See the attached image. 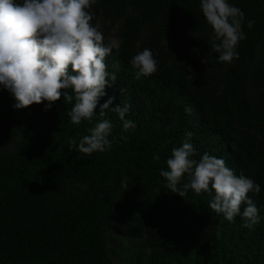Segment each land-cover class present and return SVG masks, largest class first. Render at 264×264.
<instances>
[{
	"label": "trees",
	"instance_id": "trees-1",
	"mask_svg": "<svg viewBox=\"0 0 264 264\" xmlns=\"http://www.w3.org/2000/svg\"><path fill=\"white\" fill-rule=\"evenodd\" d=\"M229 2L243 11L246 35L231 63L212 51L200 0L92 6V23L122 42L106 57L116 81L100 103L130 105L125 119L136 125L125 132L110 106L107 151L77 150L101 119L99 106L76 125L63 97L49 110L47 102L15 109L0 86V264H264V0ZM145 48L158 71L137 79L130 61ZM188 132L193 158H222L260 185L248 194L258 224L243 227L246 205L229 222L209 194L181 197L166 187L160 171Z\"/></svg>",
	"mask_w": 264,
	"mask_h": 264
},
{
	"label": "clouds",
	"instance_id": "clouds-1",
	"mask_svg": "<svg viewBox=\"0 0 264 264\" xmlns=\"http://www.w3.org/2000/svg\"><path fill=\"white\" fill-rule=\"evenodd\" d=\"M96 3L97 0H0V86L14 97L15 109L47 102L45 110H49L63 97L72 104L68 115L76 125L91 121L99 106L101 119L88 129L89 134L79 140L78 146L75 140L69 142L86 155L111 148L108 137L113 124L104 118L110 106L125 132L136 127L133 121L125 119L130 105L113 106L114 97L100 103L105 89L116 81L115 73L107 70L106 57L113 49L118 50L122 42H106L100 23H92L94 15L90 9ZM200 9L212 30L211 48L218 53L219 62L238 59L237 46L246 39L243 11L229 0H200ZM253 25L254 21H248L249 29ZM130 63L137 79L158 71V61L148 48L133 55ZM113 67L118 69L116 64ZM185 111L191 114L192 109ZM191 136V132L186 133L181 146L171 150L167 170L160 171L167 181L166 187L181 197L188 190L196 195L209 194L210 208L229 222L240 216L242 205H246L243 227L258 224L259 209L248 194L259 193L260 185L237 175L222 158L208 153L198 160L193 158ZM185 174L188 181L178 188ZM121 187L126 190L128 185L122 180Z\"/></svg>",
	"mask_w": 264,
	"mask_h": 264
},
{
	"label": "rangeland",
	"instance_id": "rangeland-1",
	"mask_svg": "<svg viewBox=\"0 0 264 264\" xmlns=\"http://www.w3.org/2000/svg\"><path fill=\"white\" fill-rule=\"evenodd\" d=\"M103 34H104V33H103ZM104 36H105L106 42H107V41H111V40H115V41H116V38L114 37V33H110V34H108V35H105V34H104Z\"/></svg>",
	"mask_w": 264,
	"mask_h": 264
}]
</instances>
